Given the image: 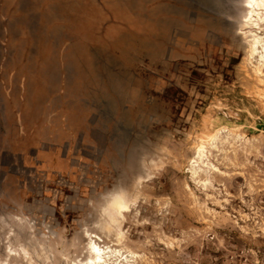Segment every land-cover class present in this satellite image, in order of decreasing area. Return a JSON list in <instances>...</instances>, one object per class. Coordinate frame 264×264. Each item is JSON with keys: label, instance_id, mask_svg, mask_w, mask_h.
I'll list each match as a JSON object with an SVG mask.
<instances>
[{"label": "rangeland", "instance_id": "obj_1", "mask_svg": "<svg viewBox=\"0 0 264 264\" xmlns=\"http://www.w3.org/2000/svg\"><path fill=\"white\" fill-rule=\"evenodd\" d=\"M243 1L164 9L175 38L103 40L81 0H0V264H74L86 232L133 264H264V86ZM221 128L226 175L203 190L193 148ZM116 188L131 212L97 230Z\"/></svg>", "mask_w": 264, "mask_h": 264}, {"label": "bare ground", "instance_id": "obj_2", "mask_svg": "<svg viewBox=\"0 0 264 264\" xmlns=\"http://www.w3.org/2000/svg\"><path fill=\"white\" fill-rule=\"evenodd\" d=\"M236 1L238 2V0H236ZM239 4H241V2ZM242 6L244 7V10L246 13L244 12L245 15L243 16V18L239 24L240 27H237L238 25L237 26L235 25V26L238 29L237 32L240 34V36L243 35V37L245 38V42L248 44V57H247L248 59L247 60H249L250 63L255 64V67L254 66L253 67L255 68L256 77L259 78L260 85L264 86V32H263L262 36L260 33L262 30H264V28H263V26H264V2H262V0H245V1H243ZM259 94H261V93H259ZM229 130H230V128H229ZM229 130H227L226 128L217 129L207 139H203V140L201 139L202 140L201 143H198L197 145L195 144L196 146H195V148H193L194 155L191 157L188 173L191 175L193 183H195L199 186L200 185L203 186V190H207L206 186L209 184V177H213L214 175L219 176V175L225 174L219 168L220 166L218 167L216 164H214V165L212 164L211 156H213L214 152L216 153L222 149V148L220 149V142H219L220 136L225 132L226 133L229 132ZM238 137L240 138L239 134H238ZM242 142H243V145H247V146L248 145L250 146V143H251L250 140L248 141L247 139L246 140L244 139ZM235 144H236V142H235ZM239 144H241V143H239ZM235 146H237V145H235ZM248 149H250V148H248ZM236 151H238V150H236ZM222 155H223V153H222ZM242 155H244V154H242ZM142 159H143L142 166L143 165L145 166V167L143 166L144 167L143 169H146L147 168V161H146L145 155L142 157ZM145 163H146V165H145ZM102 201L104 203L106 202L107 204H105L106 207L104 209V212H102V219L99 223H97V226L95 228H97V230H101V231L104 229H105V231L108 229L113 230L112 226L116 222L119 223L120 221H122V219L125 217L126 213L131 212L130 199L128 197H126V193L124 192V190H121L120 188H118V189L116 188L114 190H111L109 192V194H106L104 196V200H102ZM102 208H103V206H102ZM95 222H97V220ZM33 228H34L33 229L34 232L37 231V229L35 228V225H33ZM117 232H119V231H117ZM44 236H45V234H44ZM84 236H86L88 239H90V242H88L87 245L83 244L82 248L79 247L82 245H81V243H79V241L77 242L76 237H74L72 239V241L70 242V244L73 246L72 252H79L80 251L82 253L81 254V256H82L81 261L78 262L77 261L78 259L76 258L74 260V262H72L71 260H69V258L65 257L64 258L65 262L70 263V261H71L74 264H133V262H135V261L132 258H134V259H135V257L138 258L139 254L138 255L132 254L133 257L130 259L129 258L130 255H125V252L122 251L121 249L120 250L115 249V248L108 246V245H99L98 244L99 242H104V240H105V239L103 240L100 235H99L100 237L93 236V234L91 235L89 232H86V235L84 234ZM94 238H96L97 241H99V242L98 243L96 241L94 242V240H93ZM115 238H116L115 243H118V244L121 243L122 234H120L119 236L116 234ZM38 239H41V238L38 236ZM49 240L50 239L39 240V243H40V245H43L42 243L47 244V242L50 243ZM28 249H30L29 251H32V252L35 251L36 255H34V256L36 259H38V257H40V256H43V253L45 252V251L44 252L41 251V250H45V246L42 249H40V247H38L37 250H35V249L32 250L30 247H28ZM48 250L49 249H47V251ZM24 251H26V250H24ZM37 253L40 254V255H38V257H37ZM49 259H51V258H49ZM44 261H46V259H44ZM42 263H40V264H42Z\"/></svg>", "mask_w": 264, "mask_h": 264}, {"label": "crops", "instance_id": "obj_3", "mask_svg": "<svg viewBox=\"0 0 264 264\" xmlns=\"http://www.w3.org/2000/svg\"><path fill=\"white\" fill-rule=\"evenodd\" d=\"M83 8L96 9L99 31L104 39L152 40L175 38L176 10L164 14L163 10L179 7H200V0H81ZM197 2L196 4L194 2ZM171 13V14H172ZM160 34H164L160 36ZM166 34H172L166 35Z\"/></svg>", "mask_w": 264, "mask_h": 264}, {"label": "snow or ice", "instance_id": "obj_4", "mask_svg": "<svg viewBox=\"0 0 264 264\" xmlns=\"http://www.w3.org/2000/svg\"><path fill=\"white\" fill-rule=\"evenodd\" d=\"M262 2H264V0H262Z\"/></svg>", "mask_w": 264, "mask_h": 264}]
</instances>
